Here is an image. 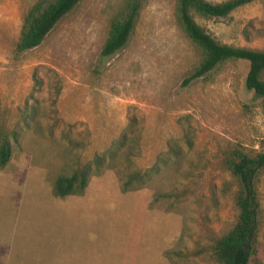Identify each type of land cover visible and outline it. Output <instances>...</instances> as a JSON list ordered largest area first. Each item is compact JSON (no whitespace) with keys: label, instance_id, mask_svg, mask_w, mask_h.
Masks as SVG:
<instances>
[{"label":"rangeland","instance_id":"374dc122","mask_svg":"<svg viewBox=\"0 0 264 264\" xmlns=\"http://www.w3.org/2000/svg\"><path fill=\"white\" fill-rule=\"evenodd\" d=\"M34 1L0 0V137L10 145L0 167L2 263L9 251L13 260L41 251L52 264H219L212 240L236 218L223 160L233 148H264V99L244 86L247 61L219 62L182 85L202 55L176 0H137L126 44L105 59L101 46L125 0H78L37 46L15 54ZM192 16L217 42L264 51V0ZM122 132L131 152L111 159L105 151ZM85 163L81 192L54 196L55 177ZM153 163L160 168L145 182L122 186L128 171ZM254 189L251 263H263L264 166Z\"/></svg>","mask_w":264,"mask_h":264},{"label":"trees","instance_id":"16d2710c","mask_svg":"<svg viewBox=\"0 0 264 264\" xmlns=\"http://www.w3.org/2000/svg\"><path fill=\"white\" fill-rule=\"evenodd\" d=\"M78 0H35L24 12L18 37L14 44V53L19 54L37 46L54 24L66 14ZM250 0H224L210 2L207 0H176V16L181 28L201 51V59L193 71L182 80V85L203 76L217 63L242 59L247 61L248 68L244 78V86L257 97L264 99V81L259 74L264 70V51L232 46L215 41L205 30L195 22L192 12L203 17H221L227 15L234 8ZM119 16L114 17L107 30V35L101 46L99 57L105 59L121 49L127 42L131 29L134 26L139 4L137 0H125ZM132 139L122 132L111 141L105 153L113 159L119 148L130 150ZM174 154L175 148L171 149ZM10 154V145L6 136L0 137V167L4 166ZM103 155H94L92 163L98 168L102 163ZM227 170L235 179L233 191V205L236 209L234 223L221 235L214 237L211 251L219 264H264L254 260V241L256 232L257 201L254 189V177L257 171L264 166V148L255 153H246L233 148L223 160ZM91 163L75 167L68 174L55 177L52 184V193L56 197H64L73 193H80L85 187L91 174ZM160 165L153 163L142 170H130L123 181L124 188L133 183L142 184L153 174L157 173ZM171 193H159L161 197Z\"/></svg>","mask_w":264,"mask_h":264},{"label":"crops","instance_id":"0c3cea01","mask_svg":"<svg viewBox=\"0 0 264 264\" xmlns=\"http://www.w3.org/2000/svg\"><path fill=\"white\" fill-rule=\"evenodd\" d=\"M12 253L11 251H9V253L7 252L6 255H8V262L7 263H2V261L0 260V264H52L49 259L43 257L41 254V251H37V252H34V253H37V254H34V255H31L29 257H24L23 255H17L14 260H13V257L12 255L10 254ZM40 255V256H39ZM18 257L19 259V262L17 263L16 262V258ZM12 259V261H11ZM33 259V260H39L40 262L39 263H34V262H31L30 260ZM48 260V262H47ZM11 261V262H10Z\"/></svg>","mask_w":264,"mask_h":264}]
</instances>
